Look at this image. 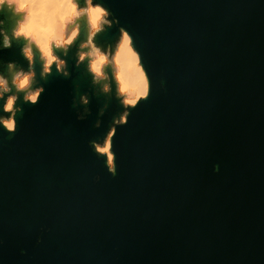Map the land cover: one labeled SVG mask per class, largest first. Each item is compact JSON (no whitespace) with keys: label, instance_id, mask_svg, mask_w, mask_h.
<instances>
[{"label":"water","instance_id":"obj_1","mask_svg":"<svg viewBox=\"0 0 264 264\" xmlns=\"http://www.w3.org/2000/svg\"><path fill=\"white\" fill-rule=\"evenodd\" d=\"M97 2L117 23L95 43L125 28L149 96L117 127L113 175L89 142L122 111L114 92L73 67L76 43L67 78L39 80L37 62L38 103L0 128V264H264V0ZM22 43L0 48V72L26 67Z\"/></svg>","mask_w":264,"mask_h":264},{"label":"clouds","instance_id":"obj_2","mask_svg":"<svg viewBox=\"0 0 264 264\" xmlns=\"http://www.w3.org/2000/svg\"><path fill=\"white\" fill-rule=\"evenodd\" d=\"M0 6L7 7L18 16L10 34L3 26L4 21L0 20V48H9L12 39L22 40L20 52L26 63L25 67L18 66L15 61L4 62L5 71L0 72V128L9 134L14 133L17 114L23 111L21 104L38 103L45 89L37 80V62L39 80H46L53 71L69 77L67 56L71 46L76 43L78 54L74 56L73 67L84 64L91 84L98 85L103 94L114 92L121 105L122 111L113 116L103 138L89 142L91 150L97 156L104 157L107 171L115 175V153L111 150L113 137L117 127L127 123L129 110L147 99L150 87L140 54L134 49L129 32L121 27L117 46L101 49L95 43L97 33L111 27L117 20L97 0H0ZM85 21L87 34L80 41L82 22L85 27ZM106 66H110L111 70L115 66L111 79L105 71ZM109 79L111 83H100ZM72 103L74 108L77 103L82 106V110L76 113V119L83 120L89 112L88 94H80L78 101L73 97ZM106 107L105 104L98 110V116L103 115ZM100 124L101 121L97 119L93 127L99 128ZM214 170H218V166H214Z\"/></svg>","mask_w":264,"mask_h":264},{"label":"rangeland","instance_id":"obj_3","mask_svg":"<svg viewBox=\"0 0 264 264\" xmlns=\"http://www.w3.org/2000/svg\"><path fill=\"white\" fill-rule=\"evenodd\" d=\"M6 10H7V19H8L7 20L6 30H8V32H11V29L15 25V23H16V21L18 19V16L17 15H14L7 7H6ZM85 23H86V21H85ZM86 27H87V25H86ZM118 43H119V40L117 41V43L114 46V48L117 46ZM112 70L115 71V66H113Z\"/></svg>","mask_w":264,"mask_h":264}]
</instances>
